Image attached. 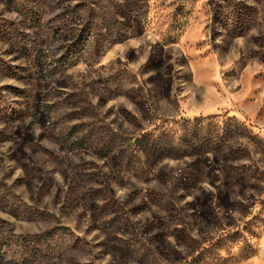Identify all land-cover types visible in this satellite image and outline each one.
Returning a JSON list of instances; mask_svg holds the SVG:
<instances>
[{"label":"rangeland","instance_id":"1","mask_svg":"<svg viewBox=\"0 0 264 264\" xmlns=\"http://www.w3.org/2000/svg\"><path fill=\"white\" fill-rule=\"evenodd\" d=\"M0 264H264V0H0Z\"/></svg>","mask_w":264,"mask_h":264}]
</instances>
